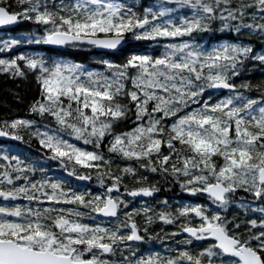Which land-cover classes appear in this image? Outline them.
<instances>
[{"label": "snow or ice", "instance_id": "6c2138e0", "mask_svg": "<svg viewBox=\"0 0 264 264\" xmlns=\"http://www.w3.org/2000/svg\"><path fill=\"white\" fill-rule=\"evenodd\" d=\"M23 23L0 74L38 93L0 137L36 154L0 145V264H264V0H0Z\"/></svg>", "mask_w": 264, "mask_h": 264}, {"label": "trees", "instance_id": "16d2710c", "mask_svg": "<svg viewBox=\"0 0 264 264\" xmlns=\"http://www.w3.org/2000/svg\"><path fill=\"white\" fill-rule=\"evenodd\" d=\"M32 27V25L23 23L14 32L18 34L20 32L30 31L32 30ZM25 49L47 51V49L43 46H27L25 47ZM64 52L66 53L69 59H72L77 62H82L90 66H94L91 65L92 56L97 55V53L87 50L65 49ZM253 75L256 79L260 78L259 72H256ZM17 93L20 96L19 101H17L16 99ZM37 93L38 90L33 77L30 76L28 80L25 81L20 79H10L6 75L0 74V119L12 118L15 116H24L27 110V105L37 95ZM24 147H26L27 149L21 147V145H19L17 149L18 151L25 152L30 157L35 155L34 153L29 152L28 145H24ZM34 148L35 143H33V149ZM57 174H59V172Z\"/></svg>", "mask_w": 264, "mask_h": 264}, {"label": "flooded vegetation", "instance_id": "af4514ba", "mask_svg": "<svg viewBox=\"0 0 264 264\" xmlns=\"http://www.w3.org/2000/svg\"><path fill=\"white\" fill-rule=\"evenodd\" d=\"M164 197H168L172 201L185 198L184 194L181 193L179 188L176 187V186H172V190L171 191H163L162 190L160 193L157 194V199H162ZM166 230H168V229H166Z\"/></svg>", "mask_w": 264, "mask_h": 264}, {"label": "water", "instance_id": "95a60500", "mask_svg": "<svg viewBox=\"0 0 264 264\" xmlns=\"http://www.w3.org/2000/svg\"><path fill=\"white\" fill-rule=\"evenodd\" d=\"M16 26V25H15ZM15 26H6V27H3V28H0V29H11V28H13V27H15ZM48 47H50V46H48ZM0 140H8L7 138H2V137H0Z\"/></svg>", "mask_w": 264, "mask_h": 264}, {"label": "rangeland", "instance_id": "374dc122", "mask_svg": "<svg viewBox=\"0 0 264 264\" xmlns=\"http://www.w3.org/2000/svg\"><path fill=\"white\" fill-rule=\"evenodd\" d=\"M0 36H4V35H0ZM23 46V45H22ZM22 46L20 47V49L17 51V52H20V51H25V50H22ZM17 52H15L14 54H17Z\"/></svg>", "mask_w": 264, "mask_h": 264}]
</instances>
